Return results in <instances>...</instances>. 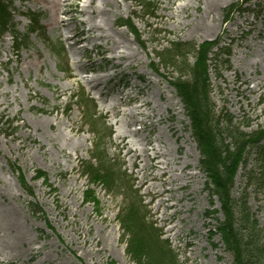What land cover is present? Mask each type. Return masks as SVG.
<instances>
[{
	"label": "rangeland",
	"instance_id": "obj_1",
	"mask_svg": "<svg viewBox=\"0 0 264 264\" xmlns=\"http://www.w3.org/2000/svg\"><path fill=\"white\" fill-rule=\"evenodd\" d=\"M51 1L14 0L11 5L14 30L21 34L26 31L29 20L25 15L30 12L40 16L44 34L31 35L18 50L13 49L9 34L0 37V124L13 122L11 129L0 125V245H9L0 251V264H133L125 253L117 222L124 200L107 194L103 186H89L79 174L81 164L95 154V145L103 142L97 140L96 133L105 129L111 133L110 140L104 141L107 158L114 160V167H121L125 181L138 192L149 222L167 240L177 264H232L231 255L213 234L215 221L207 218L219 209L218 204L216 200L211 203L205 190L199 154L170 85L182 68L176 64L175 69H165L155 57L163 54L167 42L194 46L219 42L217 55L229 52L230 56L228 64L211 56L207 65L214 111L231 116L240 131L264 129V0H176V5L187 6L179 14L186 23L184 29L171 18L172 0H64L70 12L60 15L59 20L81 23L80 11L88 1L110 11L113 29L123 33L136 53L139 63L132 69L126 64L113 68L112 63L117 62L111 61V54L92 48L91 43L74 57L69 50L71 40L65 41V31L56 25ZM204 1L211 5L209 10H203ZM140 3L156 4L153 17L147 18L151 13L138 8ZM230 6H236V14L225 23ZM122 21L128 28L119 27ZM192 27L199 31L188 32ZM72 29L82 27L77 24ZM58 44L63 48L60 59L50 51ZM188 62H193L192 56ZM74 63L84 64L92 72H77ZM97 76L113 77L104 84V100L82 82ZM118 98L134 100L122 104L121 111L147 98L159 109L173 101L166 112H161L165 120L158 123L153 119L152 130L135 122L123 128L127 138L121 142L117 139L119 115L105 114L111 99ZM88 101L96 106L95 122L82 118L80 105ZM143 122L149 125L148 119ZM158 133L159 145L154 142ZM135 141L137 154L144 148L151 155L153 146L165 154L158 162L168 163V177H176L170 185L161 182L166 177L158 179L161 165L156 161L141 171L146 164L144 157L134 160L133 152L125 146ZM37 173L46 176L48 183L38 179ZM185 174L194 177L182 179ZM262 174L263 165L252 154L245 168L238 169L233 187L234 199L246 202L260 231L264 230V190L255 185V178ZM183 183L186 188L178 190ZM25 188L33 192L32 197ZM153 189L162 194H154ZM168 190L172 191L170 197ZM187 193H191V200ZM30 204L42 212L34 215ZM216 216L221 219L220 214ZM6 217L16 218L24 234L22 242L15 239Z\"/></svg>",
	"mask_w": 264,
	"mask_h": 264
},
{
	"label": "trees",
	"instance_id": "obj_2",
	"mask_svg": "<svg viewBox=\"0 0 264 264\" xmlns=\"http://www.w3.org/2000/svg\"><path fill=\"white\" fill-rule=\"evenodd\" d=\"M13 1L0 0V37L10 33L14 47L18 49L29 34L39 29V16L28 12L26 17L30 24L27 33L20 35L13 29ZM143 7L145 10L155 9L152 4L140 6L141 9ZM232 10L227 12L226 18ZM146 27L151 28L149 25ZM215 44L203 43L196 49L192 44L172 42L157 59L165 69H175L176 64L182 68L177 70L178 76L170 84L188 120V129L200 158L199 171L206 179L205 190L211 203L216 200L219 206V211L207 217H212L216 223L214 236L219 237L224 250L231 255L232 264H264V230L260 231L251 219L246 202L233 197L235 176L239 168H245L250 155L254 154L264 168V130L251 133L240 131L232 123L231 116L214 111L209 98L207 62ZM54 50L59 52L57 46ZM190 56L194 58L191 64L188 62ZM84 108L89 120L94 121V106ZM110 136V131L106 129L96 133L97 140L103 142L95 145V154L81 164L79 174L88 181L89 186H103L107 194H115L124 200L123 207L118 209L117 222L126 246L125 253L133 264H177L176 255L167 241L149 222L138 192L125 181L126 176L120 166L114 167V161L107 158L104 141L109 140ZM39 177L43 176L39 174ZM255 185L264 190V174L255 178ZM25 189L32 196V191ZM30 209L33 210L32 205ZM217 214L221 215V219L217 218Z\"/></svg>",
	"mask_w": 264,
	"mask_h": 264
},
{
	"label": "bare ground",
	"instance_id": "obj_3",
	"mask_svg": "<svg viewBox=\"0 0 264 264\" xmlns=\"http://www.w3.org/2000/svg\"><path fill=\"white\" fill-rule=\"evenodd\" d=\"M106 1H114V0H106ZM176 0H172L171 6L174 5V8H171V18H175L176 25L180 26L181 29H184L186 27V23L182 22L179 19V14L184 12L187 9V6H178L176 5ZM196 2H201L200 0H196ZM115 3V2H114ZM51 4H53L54 10H53V17L56 22V25L58 28L65 31L66 38L65 41L71 40V44H69V50L71 53H73L74 57H77L78 55L82 54L85 50V45L91 43L92 48H101L103 51H107L109 54H111V61H116L117 63H112L113 68H120L122 65L126 64V68H131L135 66V64H138L139 61H137L136 53L132 51L130 47V43L128 40L123 36L122 32H118L113 29V24L110 21V17L108 16L110 14V11L101 9L99 6H94L93 1H88L81 9L80 13L82 14L83 20L81 23H76L73 19H69L68 21L59 20L60 15H65L70 12L68 7L65 5L64 0H52ZM204 8L203 10H209L210 4H207V2L204 1L202 3ZM115 8L118 9L119 7L115 5ZM82 27L81 30L72 29V27L75 25ZM195 26V25H194ZM199 29L197 27H192L188 30V32H197ZM187 33V32H186ZM100 43V44H97ZM74 62H77L75 59ZM75 64V68L77 72H92L91 69L85 68L84 64ZM74 79V82H77L78 80L74 78L75 76H72ZM113 77L111 76H97L95 78L90 79H83L82 82L84 85L88 86L89 91L94 92L97 94L98 97L103 96V100L106 97L107 92L103 93V90L105 89L104 84L107 82H110ZM173 100H171L168 103V106H165L161 109H159L156 105L152 104V102L147 98L142 101H140L136 106L132 107L128 111H121L120 106L128 105L130 102H134V100H131L127 98L126 100H123L122 98H118L116 100L111 99V103L107 106V109L105 111L106 115H111L113 117L118 116L120 117V122H116L118 124V133H117V139H120L121 142L126 141V136L123 131V128H126L127 126H132L135 122H139L141 125H143V128H149L152 130L153 123L152 120L156 119L158 123L165 120L166 117H163L161 112L167 111V108L171 105ZM176 103V102H175ZM177 104V103H176ZM148 110V113H145V111ZM143 119L149 120V125L146 126L143 122ZM169 128V127H167ZM170 131H173L172 128H169ZM133 136L137 135V132L132 133ZM178 137V136H177ZM160 134L158 133L155 137V143L159 145L160 142ZM143 141L145 138L142 139ZM137 144V141L134 143L132 142H126L125 146H127L128 152L132 153V158L137 159L140 156H143L146 164L141 168V171L145 170V168L148 166V163L151 161H156V165L159 164L161 167H158L160 174L158 179L166 177V182L168 185L171 184V182L176 179V177H168V174L170 171L167 169L168 163H159L158 161L161 159H164L165 154L161 153L158 147H151V155H147V150L142 149L140 154L136 153V149H133L135 145ZM60 150V148H59ZM134 163V162H133ZM186 165L184 166V168ZM144 174L142 175L143 179ZM194 177L193 174H185L184 176H181L182 179L191 180ZM157 178V177H156ZM186 188V184L183 183L178 187V190H182ZM154 191V189H153ZM176 191V190H175ZM166 192V191H162ZM168 196L172 193L171 190L167 191ZM154 194L160 195L162 193L155 192ZM191 193H187L186 197L188 198ZM170 197V196H169ZM192 198L189 197L188 200H191ZM178 200H180V197H178ZM168 208H173L171 206H168ZM5 219V218H3ZM5 220H8L10 222V230L14 231L15 239H17L19 242H22L24 240V234H22V228L19 227V224L16 220V218H9L6 217ZM9 248V245L6 243H3L0 245V251H4Z\"/></svg>",
	"mask_w": 264,
	"mask_h": 264
}]
</instances>
